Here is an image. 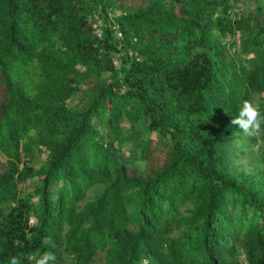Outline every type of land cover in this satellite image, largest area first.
<instances>
[{"label": "trees", "instance_id": "1", "mask_svg": "<svg viewBox=\"0 0 264 264\" xmlns=\"http://www.w3.org/2000/svg\"><path fill=\"white\" fill-rule=\"evenodd\" d=\"M245 100L264 15L231 0H0V264H264Z\"/></svg>", "mask_w": 264, "mask_h": 264}, {"label": "rangeland", "instance_id": "2", "mask_svg": "<svg viewBox=\"0 0 264 264\" xmlns=\"http://www.w3.org/2000/svg\"><path fill=\"white\" fill-rule=\"evenodd\" d=\"M234 4V11L238 16H248L251 13L254 14H263L264 15V0H231ZM262 16H260L261 18ZM237 43L233 47L234 52H239L240 49V42H239V35H237ZM238 49L235 51V49ZM241 54V53H240ZM239 54V55H240ZM241 59L244 60L246 58L245 55H240ZM81 98L77 97L70 101V105L72 106H79L81 105ZM242 142L239 141L236 143V146H241ZM252 147L247 149L248 151L243 153L240 150L234 156L235 159V166L239 169L251 171L253 170L260 162V156L263 154V150L260 148L258 144H251ZM27 188L25 192H30L32 190V185H28L26 183ZM102 189V186L96 189L90 190L89 195L94 196L98 191ZM13 205V203L11 204Z\"/></svg>", "mask_w": 264, "mask_h": 264}, {"label": "clouds", "instance_id": "3", "mask_svg": "<svg viewBox=\"0 0 264 264\" xmlns=\"http://www.w3.org/2000/svg\"><path fill=\"white\" fill-rule=\"evenodd\" d=\"M259 116V108L250 101L245 100L240 106L238 115L234 117L232 123L238 126L246 135H252L261 127V122L264 120V118L258 120ZM50 259H52V257L44 255L38 261V264H48ZM11 264H17V261L13 259Z\"/></svg>", "mask_w": 264, "mask_h": 264}, {"label": "built area", "instance_id": "4", "mask_svg": "<svg viewBox=\"0 0 264 264\" xmlns=\"http://www.w3.org/2000/svg\"><path fill=\"white\" fill-rule=\"evenodd\" d=\"M97 18H98V17H97ZM99 22H100V20H99L98 22L96 21L95 24H94V26H95V28H96V32H97V34H98L99 36H101V30L98 28ZM118 36H121V33H118ZM30 222H31V223H34V219H31Z\"/></svg>", "mask_w": 264, "mask_h": 264}]
</instances>
